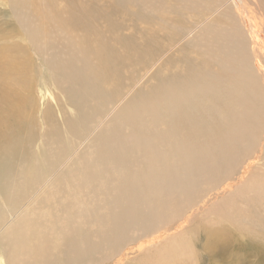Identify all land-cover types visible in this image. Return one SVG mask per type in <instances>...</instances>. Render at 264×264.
Wrapping results in <instances>:
<instances>
[{
    "label": "bare ground",
    "instance_id": "bare-ground-1",
    "mask_svg": "<svg viewBox=\"0 0 264 264\" xmlns=\"http://www.w3.org/2000/svg\"><path fill=\"white\" fill-rule=\"evenodd\" d=\"M149 1L139 0L147 5ZM29 5L19 4L27 7V16L47 23L42 14L33 17ZM231 6L240 14L242 4L235 0ZM87 13L84 24L88 26L94 14ZM224 13L231 24L203 44L207 63L216 64L214 72L210 65L212 72L208 75L202 71L199 75L200 67L189 68L180 85L172 81L163 90L159 87L150 96L140 97L141 101L136 97L126 100L117 105L114 114L112 105L105 112L87 111L74 126L70 125L72 139L68 143L47 127L42 143L37 145L36 128L31 124L32 87L27 91L15 87L30 67L29 60L0 53V256L6 258L5 263L55 264L63 257L79 263L100 247L111 254L120 249L121 242L138 223L141 233H152L157 213L170 217L161 221V227L167 225L174 217L167 208L180 199L189 201L200 195L199 191L192 192L198 183L214 186L226 177V172V178L234 175L237 166L242 167L237 180L254 183L260 170H252L253 164L244 161L250 150L264 140V64L252 56L257 49H252L251 43H257V36L252 32L250 18L247 20L244 12L241 15L249 44L247 36L235 25L230 5ZM22 14L20 18L28 26L31 21L23 19ZM48 60L50 66L45 64L50 80L57 78L55 82L62 84L65 75L62 86L81 85V99L85 94L91 95L89 88H96L98 79H103L96 75L92 62L83 60V64L74 65L75 59L72 64L61 65L57 55ZM4 139L11 140L5 143ZM256 160L264 161V153ZM260 174L264 178V169ZM233 186L227 183L226 191ZM240 196L247 210L241 205V211L227 220L233 221L237 230L253 239L259 237L264 243V217L261 226L247 228L243 223L246 217L253 220V213L264 215V199L254 192ZM101 208L106 211L102 213ZM189 220L173 230L179 232ZM92 222L99 228L90 231L88 225L97 226ZM226 233L224 228L208 227L206 241L214 240L206 242L204 248L210 250L226 243ZM50 254H54L51 259Z\"/></svg>",
    "mask_w": 264,
    "mask_h": 264
},
{
    "label": "rangeland",
    "instance_id": "rangeland-1",
    "mask_svg": "<svg viewBox=\"0 0 264 264\" xmlns=\"http://www.w3.org/2000/svg\"><path fill=\"white\" fill-rule=\"evenodd\" d=\"M191 1L193 4L189 0H151L147 5L140 3L139 0H28V2L0 0V53L14 59L29 60L30 67L23 73L20 84L15 87L21 91H27L32 87L34 102L31 124L36 128L37 145L40 146L42 143L47 127L48 130L51 128L53 134H60L68 143L72 139L69 134L70 125L74 126V122H77L87 111L91 113H95L98 109L109 111L108 106L112 105V109H115L114 112L112 111L114 114L118 109L117 105L126 100L136 97L141 101L140 97L150 96L153 90V92H156V89L159 91V87L163 90V87L170 85L172 81L174 84L179 82L180 85L183 75L191 70L189 68H202L203 70L197 69L199 75L201 71L203 74L207 72L210 74L211 70L214 72L217 68L216 64L207 63L203 44L231 24L224 13L228 5L232 8L235 25H238L247 36L249 44L251 40L241 15L244 12L247 20L250 18L252 32L257 36V43H251L252 49H257L252 56H257L261 64H264V0H237L243 5L240 14L237 8L231 6L235 0ZM20 2L30 4L28 8L33 17L42 14L43 20L47 23L27 16V7L19 6ZM22 12L23 19L31 21L28 26L20 18ZM87 12L94 14L91 18L92 23L88 26L84 24L87 17L85 14H89ZM46 19L53 24V27ZM74 49L75 52H72ZM54 55L58 56L61 65L72 64L75 59L77 62H74V65L83 64V60L92 62L96 75L103 77L98 79L99 85L96 87L98 90L90 87L92 94L88 96L85 94L84 99H81V95L78 94L84 90L81 85L70 83L68 87L62 86L66 81L65 75L61 78L62 84L55 82L57 78L50 80L47 72V65L50 66L48 58ZM107 59L108 63H106ZM94 90L100 93L95 95ZM27 110L30 111L29 108ZM108 113L106 116L109 117ZM107 119L105 121H108ZM31 124L26 127V132L29 131ZM10 140L4 139V142ZM262 146L264 147V140L250 150L249 158L244 161L253 164L252 170H260H257L254 183L251 181L252 183L249 184L247 179L237 180L241 173L239 171L242 170L237 164L239 169L234 170L237 174L234 173L226 178L229 175L226 172V177L223 176L214 186H206V184L205 187L203 183H198L193 186L192 192L199 191L200 195L189 201H186V198L180 199L176 205L167 208L169 215L171 213L174 215L167 225L161 227V221L170 217L163 212L157 213L154 216L155 227L152 233H141L138 223L131 235L121 242L118 251L107 254V249L100 247L79 263L58 256L62 259L55 264H264V247L261 244L263 240L259 237L253 239L251 235L237 230L233 226V221L227 220L237 214L241 205L247 210L246 205L241 201L243 195L241 197L240 193L254 192L264 199V178L260 174L264 169L262 166L264 161L262 160L261 163L256 160L264 153ZM260 147L263 148V152L259 151ZM253 162L255 164L257 162L256 166ZM227 183H232L234 186L226 191ZM259 184H263V187ZM236 193L239 195L237 196ZM105 211L106 209L101 208L102 213ZM251 215L250 218L253 220L250 221L247 217L243 219L247 228L256 227L257 224L261 226L264 215L262 213ZM188 218L190 220L186 222L184 228H180L179 232L173 230ZM233 218L242 220L245 217ZM92 223L97 225L95 222ZM98 226L99 224L96 227L91 224L92 228L90 225L87 228L92 231L99 228ZM208 227L224 228L227 232L226 243L219 244L213 247L214 249H205L204 244L207 245L206 242L210 243L214 240L212 238L213 240L206 241ZM152 239L155 242L152 243ZM247 240L249 242H243ZM257 241H261L257 246H249ZM5 261L6 258L0 256V264H7Z\"/></svg>",
    "mask_w": 264,
    "mask_h": 264
}]
</instances>
